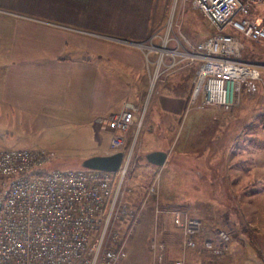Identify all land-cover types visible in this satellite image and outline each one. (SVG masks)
I'll return each instance as SVG.
<instances>
[{
	"label": "crops",
	"instance_id": "0c3cea01",
	"mask_svg": "<svg viewBox=\"0 0 264 264\" xmlns=\"http://www.w3.org/2000/svg\"><path fill=\"white\" fill-rule=\"evenodd\" d=\"M263 5L253 8L259 10ZM165 6L166 0H0V131L15 138L21 124H64L66 128L75 124L73 133L87 142L84 159L110 154V134L99 133L96 123L109 113L143 109L150 71L146 52L137 43L156 39ZM199 14L209 29L205 33L200 25L201 41L211 27ZM251 16L263 24V16L252 12ZM185 39L171 40L159 67L161 89L154 90L158 97L151 116L157 125L180 119L193 90L200 59L191 54ZM154 144L143 142L142 153L136 159L134 155L131 169L138 159L143 161L135 183L131 170L126 179L139 198L126 194L131 207L139 205L151 184L161 185L156 174L169 154ZM153 151L166 153L162 167L147 162L145 156ZM159 202H164L162 197ZM147 209L140 212L139 222ZM162 225L163 221L159 227L165 232ZM124 231L125 227L119 233ZM136 232L129 235L128 252ZM126 260L120 264H127Z\"/></svg>",
	"mask_w": 264,
	"mask_h": 264
},
{
	"label": "built area",
	"instance_id": "2783aa9c",
	"mask_svg": "<svg viewBox=\"0 0 264 264\" xmlns=\"http://www.w3.org/2000/svg\"><path fill=\"white\" fill-rule=\"evenodd\" d=\"M183 1L190 2L211 27L197 43L184 38L191 54L200 59L190 100L200 110L218 107L229 111L242 95L258 90L255 66L240 60L239 53L242 40L264 41L263 24L251 16L253 6L264 0ZM137 44L158 53L152 88L168 52L167 38L157 48L145 42ZM146 103L139 113L122 110L100 120L110 134V154L123 153L118 170L113 172L86 168L47 170L44 165L48 154L43 149H0V264H119L127 257V241L137 224L138 209L125 201L124 195L130 190L126 189L125 178ZM156 192L154 183L146 191L147 195H155V203ZM159 213L162 211L157 208L156 215ZM169 213L185 248L195 249L202 221L183 209ZM116 220L124 225L123 234L113 230ZM229 238L225 231L218 230L215 242L204 239L201 247L221 256L228 251ZM149 247L153 264H164L159 242L153 240ZM169 264L190 263L180 258Z\"/></svg>",
	"mask_w": 264,
	"mask_h": 264
},
{
	"label": "rangeland",
	"instance_id": "374dc122",
	"mask_svg": "<svg viewBox=\"0 0 264 264\" xmlns=\"http://www.w3.org/2000/svg\"><path fill=\"white\" fill-rule=\"evenodd\" d=\"M165 7L162 28L157 29L160 37L145 42L146 46L157 48L161 46L164 37L167 38V48L172 44V39L182 41L186 38L196 43L204 34H201L200 25L205 33L209 31L204 19L190 2L166 0ZM261 7L259 10L253 8L251 12L263 16L264 24V5ZM242 44L239 59L255 66L258 90L254 94L242 95L229 111L218 107L200 110L189 98L180 119L165 125H157L151 118L153 103L158 97V92L154 90L161 89L158 76L153 87H150L156 74L158 53L149 52L144 47L150 71L149 89L144 99L145 103L147 101V113L135 142L127 176L131 170L135 176L131 178L133 183L139 177L136 175L139 174V164L143 159H138L135 169H131V166L134 155L136 159L145 141L164 147L169 158L163 167L158 166L162 170L156 174L161 183L155 185L157 205L154 202L155 195H147L145 192L139 205L134 206L138 209V220L132 231L136 229L137 232L129 252L127 250V264H153V254L149 247L153 240L161 246L164 264L180 258L190 264H264V41L255 43L242 40ZM144 85L141 83L142 87ZM209 109L207 114L203 112ZM101 119L96 123V130L109 133L101 125ZM41 126L45 125H17L18 134H15V138L9 132L0 131V149H43L48 154L45 169H81V161L85 158L82 150L87 142L83 143V137L73 133L76 125H70L69 128L64 124L58 127L51 124ZM125 186L130 190L124 196L134 194V199H139L130 186ZM160 197L164 202L158 203ZM142 205L148 209L139 222L140 212L144 209L142 207L139 212ZM157 208L162 213L156 215ZM173 209H183L202 221L204 229L198 237L199 246L195 249L185 248L182 234L169 224V212ZM161 216L164 226L162 230L165 232L159 227L162 224ZM113 228L119 232L124 226L116 220ZM218 230L225 231L230 237L228 251L221 256L205 251L200 243L208 237L215 242Z\"/></svg>",
	"mask_w": 264,
	"mask_h": 264
},
{
	"label": "water",
	"instance_id": "95a60500",
	"mask_svg": "<svg viewBox=\"0 0 264 264\" xmlns=\"http://www.w3.org/2000/svg\"><path fill=\"white\" fill-rule=\"evenodd\" d=\"M123 153L115 152L106 155H93L84 159L81 166L86 169L113 172L118 170ZM148 163L155 166H162L166 159V153L162 151H153L145 156Z\"/></svg>",
	"mask_w": 264,
	"mask_h": 264
},
{
	"label": "trees",
	"instance_id": "16d2710c",
	"mask_svg": "<svg viewBox=\"0 0 264 264\" xmlns=\"http://www.w3.org/2000/svg\"><path fill=\"white\" fill-rule=\"evenodd\" d=\"M204 229V228H203ZM209 238V237H208ZM198 242H199V240H198ZM201 243V242H200ZM198 246H199V243H198Z\"/></svg>",
	"mask_w": 264,
	"mask_h": 264
}]
</instances>
